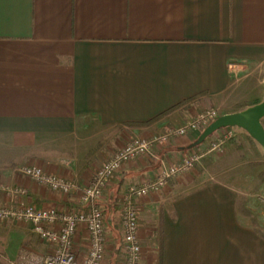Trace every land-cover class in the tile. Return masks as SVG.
I'll return each instance as SVG.
<instances>
[{
	"label": "crops",
	"instance_id": "0c3cea01",
	"mask_svg": "<svg viewBox=\"0 0 264 264\" xmlns=\"http://www.w3.org/2000/svg\"><path fill=\"white\" fill-rule=\"evenodd\" d=\"M263 98L264 0H0V204L77 207L95 170L131 137ZM233 128L227 154L204 157L203 171L141 199L145 264H264V228L240 209L256 171L230 167L255 161L261 169L264 148ZM201 132L154 152L167 167L191 152ZM24 164L73 178L79 190L58 194L15 170ZM158 165L142 156L105 190L100 206L112 241L104 264H121L122 195L155 179ZM17 187L26 194L8 191ZM75 245L83 257L85 229ZM54 250L32 225L0 221L1 264H33Z\"/></svg>",
	"mask_w": 264,
	"mask_h": 264
},
{
	"label": "built area",
	"instance_id": "2783aa9c",
	"mask_svg": "<svg viewBox=\"0 0 264 264\" xmlns=\"http://www.w3.org/2000/svg\"><path fill=\"white\" fill-rule=\"evenodd\" d=\"M220 115L217 108H210L197 113L184 124L166 127L160 134L131 137L122 148L114 151L95 170L88 184L81 189L77 207L43 208L22 201L0 204V221L30 224L42 240L55 247L54 251L33 258L31 260L33 264H104L110 252L112 238L107 230L106 214L100 202L104 199L105 190L117 172L126 164L147 156L159 163L157 177L141 184H130L121 197L118 216L121 240L118 247L120 263L145 264L144 250L139 237L141 199L153 191H160L171 179L192 170L200 158V155L191 152L182 160L165 167V160L154 151L169 143L172 138L184 137L192 131H202ZM216 132L219 133V146L225 140L235 137L233 127H225ZM15 170L58 194L69 195L79 190L73 178L50 173L36 164L20 165ZM2 190H6V187L0 181V191ZM8 191L18 195V198L26 194L24 187L12 188ZM82 229L87 231L88 245L83 257H79L75 235Z\"/></svg>",
	"mask_w": 264,
	"mask_h": 264
},
{
	"label": "rangeland",
	"instance_id": "374dc122",
	"mask_svg": "<svg viewBox=\"0 0 264 264\" xmlns=\"http://www.w3.org/2000/svg\"><path fill=\"white\" fill-rule=\"evenodd\" d=\"M219 109H220L221 115L225 114L226 112L225 107L219 106ZM218 134L219 133L215 132L214 134L209 136L200 146L192 148L191 152L195 153L196 155H200V158L197 160L196 164L194 165V168L190 171H194L198 169L203 171L205 166L204 164L202 165L201 163H203L204 157L211 155V154L217 155L218 158L222 157L229 152V148L226 145L227 142L228 141H230L231 143L236 142V138L233 137L232 139L225 140L223 144H220L219 146ZM240 147L241 145L237 146V149H239ZM241 163H243V161L236 160L235 164L231 165L230 167L236 170L239 169L242 171H246V173L249 171H252V169H255L256 174L254 175L255 181H253L252 184L250 185V191L247 192V194H245L247 197L246 200L244 201L241 200L242 202H241L240 209L243 214L250 216L252 225L256 226L257 228H260V227L264 228V208H262L261 206V205H264V192L260 193L259 191L260 182L264 180V166H262L260 169L259 168L260 162L252 161L249 163V166L251 168H248L247 166L244 165V163L243 164ZM259 169H260V172L258 173ZM240 178L242 179L241 176ZM157 235L160 236V230H159V233H157ZM118 240L119 242H116L118 244L117 247H119L121 244L120 237H118ZM159 241H160V238H159Z\"/></svg>",
	"mask_w": 264,
	"mask_h": 264
},
{
	"label": "water",
	"instance_id": "95a60500",
	"mask_svg": "<svg viewBox=\"0 0 264 264\" xmlns=\"http://www.w3.org/2000/svg\"><path fill=\"white\" fill-rule=\"evenodd\" d=\"M264 98L261 102L241 111L226 113L218 116L209 123L194 141L191 147L202 144L209 136L225 127H240L246 130L264 148Z\"/></svg>",
	"mask_w": 264,
	"mask_h": 264
},
{
	"label": "trees",
	"instance_id": "16d2710c",
	"mask_svg": "<svg viewBox=\"0 0 264 264\" xmlns=\"http://www.w3.org/2000/svg\"><path fill=\"white\" fill-rule=\"evenodd\" d=\"M198 146H200V145H198ZM198 146H196V147H198ZM195 148V147H194Z\"/></svg>",
	"mask_w": 264,
	"mask_h": 264
}]
</instances>
